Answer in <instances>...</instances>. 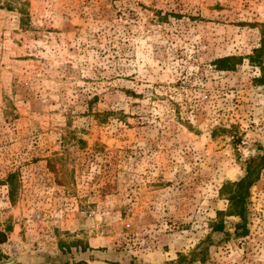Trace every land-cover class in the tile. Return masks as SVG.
<instances>
[{"label": "rangeland", "instance_id": "rangeland-1", "mask_svg": "<svg viewBox=\"0 0 264 264\" xmlns=\"http://www.w3.org/2000/svg\"><path fill=\"white\" fill-rule=\"evenodd\" d=\"M261 155L264 0H0V264H264Z\"/></svg>", "mask_w": 264, "mask_h": 264}, {"label": "trees", "instance_id": "trees-1", "mask_svg": "<svg viewBox=\"0 0 264 264\" xmlns=\"http://www.w3.org/2000/svg\"><path fill=\"white\" fill-rule=\"evenodd\" d=\"M262 47L256 50V58L259 57ZM254 63L255 57L249 58ZM227 59H222L219 63H226ZM230 65H222L221 70H231ZM239 140V139H238ZM245 175L238 181H227L222 184L219 194L224 197L229 204V214L236 216L240 219V222L236 224L233 236L235 238H241L248 235L247 218H246V201L249 197L250 188L258 181L261 170L264 168V155L256 158H250L246 162ZM221 215V213H217ZM213 228L215 231L223 232V223H214ZM6 237L3 233H0V244L5 241Z\"/></svg>", "mask_w": 264, "mask_h": 264}]
</instances>
